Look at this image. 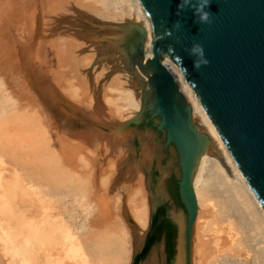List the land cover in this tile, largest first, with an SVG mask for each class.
I'll use <instances>...</instances> for the list:
<instances>
[{
  "label": "rangeland",
  "instance_id": "rangeland-1",
  "mask_svg": "<svg viewBox=\"0 0 264 264\" xmlns=\"http://www.w3.org/2000/svg\"><path fill=\"white\" fill-rule=\"evenodd\" d=\"M54 1L55 3H51ZM75 1L71 0V3ZM37 2L40 3V7H37L36 0H0V88L5 85L0 90V107L2 106L0 110L3 112L0 113V264H133L134 243L137 241L134 238L140 235V228L128 201L132 199L136 187L129 184L132 189L128 193H114L109 196L107 206L103 210L97 206L91 192L94 175L100 167L102 174L98 176L100 177L98 186L100 191L108 192L118 188L117 175L121 167L117 165L116 170L111 168L108 161L110 158L105 163L107 166L102 165L99 160L102 153L95 150L85 139L83 141L86 143L76 135L63 132L55 125L50 126L46 118L48 106L44 108L41 106L43 110L36 104L34 94L37 92L34 91L33 80L46 74L49 76V73L54 76L56 91L58 90V96L64 101V106L60 109L64 115L71 112L72 117L77 118L76 113L72 112L76 106L80 113L87 112L93 115L95 112L91 108L102 105L100 114H96L100 121L106 120L114 126H121L133 119L138 112L133 108L129 109L127 102L122 100L120 95L107 91L105 84L115 75H119L124 83L122 86L124 89L132 91L135 95L136 89H141L139 84L132 86L126 78L133 74V61L128 56L136 32L129 31L112 51L107 50L105 41H96L95 38L92 40L89 35L94 28L95 33L97 31L100 34L98 32L100 25L121 27L133 24L130 14L135 10L134 1L78 0V4L75 2L78 13H59L58 6L62 5V1L59 0ZM48 6L51 8L48 9ZM98 14L108 15L110 20L103 18L101 20ZM71 26L86 28L83 32L88 39L77 36L78 31L71 30ZM71 44L74 46L71 47ZM86 55L93 57L96 55L93 62L98 61L100 55L106 57L93 71L92 66L88 68L82 63L85 57L87 58ZM104 62L112 65L116 62L118 65L107 71L105 66H101ZM80 63L84 64V67ZM85 74H89L90 81L96 76L100 78L97 80V91L92 90L90 81L87 84ZM69 80L74 82L76 89H73L77 91L72 97L71 94H66V90L63 91L68 88L66 81ZM116 86L113 83V87ZM135 95L136 100L138 98ZM29 96H33L36 103H33ZM106 98L110 102H107ZM80 104L82 106H79ZM85 106L90 108L87 110ZM106 112L107 114L103 115ZM108 113L111 115L109 118ZM147 117L148 114H144L142 121ZM153 123L157 124L158 120L132 126L142 139L137 144L136 155L138 157L141 155L144 143H148L155 153H158L159 159L155 161L150 184L157 188L155 184L158 183L161 189L155 190L153 199L157 198L156 203L163 200L164 204H173L179 211L183 205L176 192V182L180 178L177 154L172 145L164 146V134L157 132L152 126ZM71 155L75 166H72V170L74 172L76 170L72 177L69 176L64 164L66 157ZM25 175L28 179L24 182ZM207 179L204 205L200 206L203 210L201 208L202 211L199 212L203 227L201 248L196 258L190 253V259L185 264H264V224L249 211L241 198L235 197L230 183L223 174L214 170ZM23 183L27 185L33 183V188L39 187L41 188L39 191L44 192L40 195L38 190H34V197L31 198L40 200L38 206L23 205L25 201L22 202V196L19 198L18 188L15 187ZM27 197L30 198L28 195ZM21 206L23 209L19 211ZM107 211L111 213L109 219L104 218L105 213L109 214ZM149 224L147 231L150 228ZM233 228L235 230H232ZM99 234H102L103 238ZM150 250L145 256H141L143 249L140 256L136 257L137 263L145 262ZM171 259L172 256H168L170 264L173 263Z\"/></svg>",
  "mask_w": 264,
  "mask_h": 264
},
{
  "label": "water",
  "instance_id": "water-1",
  "mask_svg": "<svg viewBox=\"0 0 264 264\" xmlns=\"http://www.w3.org/2000/svg\"><path fill=\"white\" fill-rule=\"evenodd\" d=\"M156 36L151 58L139 65L148 76L143 113L126 126L152 124L163 133L164 146L177 154L178 195L187 211V239L196 217L193 169L205 136L191 123V110L162 59H172L192 99L210 121L264 212V0H209L205 9L211 24H202L184 0H139ZM197 0H192L195 5ZM179 22V27L177 23ZM136 32L130 54L142 49V29ZM194 43L203 46L209 61L199 69L189 54ZM142 56V55H141ZM148 114L147 118L140 117Z\"/></svg>",
  "mask_w": 264,
  "mask_h": 264
},
{
  "label": "bare ground",
  "instance_id": "bare-ground-1",
  "mask_svg": "<svg viewBox=\"0 0 264 264\" xmlns=\"http://www.w3.org/2000/svg\"><path fill=\"white\" fill-rule=\"evenodd\" d=\"M37 1H39V0H36L37 7L38 6L40 7L41 5ZM59 1H62V5L58 6V12L59 13L60 12H63V13H68V12H70V13H72V12L78 13V11H76V9H75L77 7L75 5V2L77 1V4H78V0H76L73 3H71V0H59ZM133 1H134V4H135L134 5L135 7L134 6L133 7L135 8V10H134V12H132L130 14L131 15L130 18H133V21H134L133 24L129 23L130 25H124V26H121V27H117V26H114V27L113 26L112 27L108 26L107 27V26H101L100 25L98 27V30H100L98 32L100 34H98L97 31L95 33V30H94L95 28H94L93 31L91 30L89 37H92V40H93V38H95L96 41H105L106 43L105 42L104 43L106 44L107 50L108 51L109 50L112 51V49L114 47L118 46L119 42L123 40L124 36L129 31H133V30H131V27H130L131 25H136L140 29H142V33L143 34H142V49L140 51L141 54L138 51H135V52H132L131 54H129V56H128L129 59H132V61H133V66H132V67H134V68H132L133 74L130 75V77H127L126 75H124V76H126V78H128L127 80H129V82L132 84V86L133 85L136 86V84H139L141 86V89H136V91L134 90L136 92V95H137L136 98H138V99H136V100L134 99V95L135 94L132 93V91L124 89L122 87L124 85V83H122L121 79L118 77L119 75H115L114 77H112L109 80V82L107 84H105L106 85L105 88L107 89V91L115 92L118 95H120V97H122V100L124 99L127 102V105L129 106V109L133 108V109L136 110L135 112H138V114H141V113H143V110L146 107V101H147V98H148V91L150 90V87L148 85V82H149L148 76L149 75L145 74L143 72V70L140 68L139 65L146 63L151 58V51H152L153 47L155 46L156 36H155L154 30H153V26L151 24V21H150L148 15L146 14L145 10L143 9L140 1L139 0H133ZM51 3H55V1L51 2ZM58 3L59 2H57V4ZM51 6H53V5H51ZM49 7L50 6H48V9L51 8V7L50 8ZM53 7H55V5ZM89 12H91V11H89ZM127 13H129V12H127ZM127 15L128 14H126V16ZM98 16L101 18V20H102V18L103 19H108L109 18L108 15L104 16V15L98 14ZM109 20L110 19H108V21ZM66 21H63V22L65 23ZM119 21L120 20H118V22ZM89 27H91V26H89ZM70 28H71V30L76 29V31H78L77 36L85 37L84 36L85 34H84L83 31L86 30V28H83L81 26L76 27V28L71 26ZM85 38H87V37H85ZM64 42H66V41H64ZM99 44H97V45H99ZM72 45L73 44H71L70 46L72 47ZM82 57H84V55ZM94 57L96 58V55ZM94 57L90 55V56H87V58L85 57V59L82 58V59H84V62H82V63H85L86 67L92 66L93 71L96 68V66H99L98 64L102 63V61L105 59L106 56L102 57V55H100V59L98 61H96V62H93V60H94L93 58ZM98 57H97V59H98ZM78 62H80V61L78 60ZM3 63H5V62H3ZM115 63H114V65H112V64H109L108 62L107 63L104 62L101 66H105V69L107 71L108 70L110 71V68H114L115 66L118 65V64H115ZM162 63L166 67V69L169 71V73L171 74L175 84L177 85L179 93L181 94V96L183 97L185 102L190 107L192 125L197 129V131L199 133H201V134H203L205 136V138H204L205 146H204V148L202 150H200L199 155H198L197 160H196V164H195L194 169H193L192 189H193V193H194V197H195V201H196V205H197V212H196V217H195V220H194L192 228H191V235H190L189 240L187 239V233H186V231H187V211H186L185 207L183 206V208L181 210L178 209L179 211H177L176 209L171 207L169 209V213H168V217L170 218V220L174 224L176 232H177L175 251H174V254H173L172 259H171V262H173V263H171V264H185V262L187 263L189 261V259H190L189 256H186V251H185L186 244L188 243V246L190 248V253L195 258L198 255V253L200 251V248H201V239H202L201 235H202L203 227H202V223L200 222V220H202V219L199 218V212H200L201 208L203 210V207L200 208V206L204 205L206 180H208L207 179L208 175L211 172H213L214 170H216V172H218L220 174H223V176L230 183V188L232 189L233 193L235 194V197L236 198H241L243 200V203L249 208V211L252 212V214L257 219H259L262 224H264V212H263L260 204L258 203L257 199L255 198L254 194L252 193L251 189L249 188L248 184L246 183V181L244 180L243 176L241 175L240 171L238 170L237 166L235 165V163H234L232 157L230 156L228 150L226 149V147L224 146L223 142L221 141L218 133L216 132V130L214 129V127L212 126L210 121L207 119V117L203 114V112L198 108V106L196 105V103L192 99L191 94H190V92L188 90V86H187L186 82L184 81V79L182 78L180 72L178 71V69H177L176 65L174 64V62L172 61V59L164 58V59H162ZM14 64L16 65V63H14ZM80 65H81V63H80ZM81 66L84 67V64H82ZM90 70H92V69H90ZM47 75L48 74L45 75L46 77L44 76V77H41V78L40 77L39 78L35 77V79L33 80V84H34V88H35L34 91L38 93V94L37 93L34 94L35 97H36L35 99H37V103L35 102L36 100H34L32 98L33 96L32 97L29 96V97H31L34 100L33 101L30 98L32 100V102L33 103L35 102L37 105L40 106V108H42V107L44 108L46 105L48 106L47 107L48 108V113H46L47 114L46 118H47L50 126L55 125L56 127H59L61 130H63V132L65 131V133L68 132L71 135L72 134L76 135L82 142H85V141H83V139H85L88 144L93 146V148L95 150L100 151L102 153V155L104 156L103 157L101 155L99 157V160L102 163V165L104 164V165L107 166V164H105V163L110 158L111 160L109 159L108 161H110L109 164H110L111 168L116 170L115 167L117 165L121 167L120 168V172H118L119 174L117 175L118 181L116 183V187H118V188H115L114 190H111V191H108V192L100 191V187L98 186L99 185L98 179L100 180V177H98V176L101 175L102 173L100 171V167H99V169L97 168L99 171L98 172L96 171L97 174L94 175L93 184H92V188L93 189L91 191L94 194V198H95V202L97 203V206L101 210H103V208L107 206V203H108L107 199L109 198V196H111L114 193H118V194H122V193L126 194V193H128L129 190L132 189V187L129 186V184L133 185V187H136L134 189V191H133V194H132V199H134L135 201H133L131 198L128 201L129 205L131 206V212L133 211L132 214L134 216V219L138 222V225H139V228H140V230H139L140 231V235L138 237L134 238L137 241H135V243H134V247H135L134 255H135V258L133 260V264H170V261L168 260V255L166 256V254H165V248H164L165 245H164V238L163 237H161L159 240L157 239V241L154 242V244L152 246V249L150 250L151 252L149 253V257L146 259L145 262L137 263V258H136L137 256H140V252L143 251V249L145 248V242H146V236H147L146 234L148 233L146 228L148 227L149 223L151 224L152 217H154L153 214L155 213V211H156V209L158 208L159 205H167V203L164 204L163 200H161L160 202L156 203L157 198H156V200H154L155 198L153 199V196L155 194V190H157V191L160 190L161 186L158 185V183H156L155 185L157 186V188H154L150 184L151 177H152V175L154 173L155 161H157L159 159V156L157 155L158 153L156 154L155 151L153 150V148H151V146L148 143H144V148L142 150V153L138 157V155H136V152H137V148H138L137 144H138L139 141L142 140L140 135L136 131L133 130L132 126H126L125 124H123L121 126H114L109 121H106V120L100 121L98 118H96V117H98L97 115L100 114L99 112H100V109H102V105L97 106V108H94V109L91 108V110L93 112H95V114H93V115L92 114H88L87 112L80 113L79 109L76 108L77 106L74 107L73 110H72V112L76 113V115L78 116L77 118L72 117V115H71L72 113L71 112H69L67 115L66 114L64 115L63 113H61L60 109H61L62 106H64V101H63V99H61V97L58 96V93H57L58 90L56 91V88H55L56 84L54 83L56 81V79L53 78L54 76L52 77L50 73H49V76H47ZM85 75H86L85 81L87 80V84H88V82L90 81L89 80L90 79L89 78V74H85ZM21 76H22V74H21ZM98 79H100L98 76H96V78L93 79V80L91 78V81H90L91 82V88H92V90L95 89L94 91H97L96 89H97V80ZM6 82H7V80H6ZM112 82L114 83L115 86L116 85L117 86L113 87V83ZM66 83L68 84V85L66 84L68 88L64 89L63 91L66 90V94H71V97L73 95H76L77 91L74 90V89H76V88H74L75 85H73L74 82L72 80H69V81H66ZM3 86H5V85H3ZM85 86H86V82H85ZM89 87H90V85H89ZM1 88H0V90H1ZM133 89H131V90H133ZM6 91H7V88H6ZM1 93H2V91H1ZM5 94L8 95L7 93H5ZM5 97H7V96H5ZM11 97H12V95H11ZM3 99H5V98H3ZM3 99L1 100L2 102H3ZM30 99H29V101H31ZM11 102H13V101L11 100ZM107 102H110V101L107 99ZM121 102H123V101H121ZM7 103H5V105ZM9 104H11V103H9ZM77 104H78V102H77ZM12 106H13V103H12ZM79 106H82V105L80 104ZM1 107H0V109L2 110ZM85 107L87 108V106H85ZM6 108H7V106H6ZM8 108H10V107H8ZM14 108H15V106H14ZM89 108H87V110ZM129 109H127V110H129ZM1 110H0V113L2 112ZM43 110H42V112L45 113V111H43ZM6 111H8V110L6 109ZM4 112H5V110H4ZM102 112H103V110H102ZM104 114H107V112L103 113V115ZM40 115H42V114H40ZM94 115H96V116H94ZM110 116L111 115H109V113H108V117L107 116H105V117L109 118ZM142 116L140 117V119L142 118ZM110 121H112V120H110ZM41 122H43V121H41ZM56 138H58V137H56ZM81 144H83V143H81ZM81 144L79 146L82 147ZM58 145H59V142H58ZM54 147H56V146H54ZM59 147L60 146H58V148ZM84 147H86V146L84 145ZM82 150H85V149H82ZM87 151L89 152L90 150H87ZM69 152L67 153L68 155L71 153V152L70 153ZM56 153H57V151H56ZM77 153H79V152L77 151ZM105 156H107V157L105 158ZM70 157H72V155L71 156H67L66 159L64 158L65 159L64 160L65 161L64 164H65V169L69 172V176L72 177V176H74V173L76 172V170H75V172H74V170H72V166H74V163H73V160ZM82 159L83 158L81 157V160ZM97 161H98V159H97ZM105 169H107V167ZM158 170H160V169H158ZM109 172L110 171H108V173ZM166 172H168V171H166ZM106 173H107V171H106ZM162 173H163V171H162ZM21 175H22V173H21ZM109 175L110 174H108V176H107L108 179H109ZM113 175H115V173ZM103 176L105 177V175H103ZM25 179H28L26 177V175H25V178H24V182H25ZM108 179H106V180L108 181ZM27 182H29V181L27 180ZM131 182L133 184H131ZM32 184H28L29 185L28 186L27 183L26 184L23 183V184H20L18 187L15 186L16 188H18L19 198H20V196H22V200H23L22 202L25 201V204L22 203L24 206L26 205L25 207L31 206V204H33V206H38L39 202H40V200L37 199L36 197H35L36 199H34V200L31 197H34V195H33V193H35L34 190L35 191L38 190L39 194L41 192H43V191L40 192L39 190L41 188L39 189V187H37L38 188L37 189L36 186L34 187L36 189H34ZM34 185H35V183H34ZM15 194H16V192H15ZM63 194H64V192H63ZM147 194H149V195H147ZM27 195L30 198H28ZM40 195H42V193ZM42 197L46 198L45 196H42ZM40 198H41V196H40ZM148 198H150V201H148ZM20 202H21V200L19 201V203ZM17 205H18V202H17ZM18 206H20V205H18ZM46 206H47V204H46ZM22 209H23V207L19 211H22ZM110 214L111 213H109L107 215V213H105V217L104 218L109 219L108 217H109ZM222 220H223V217H222ZM228 221H230V220H228ZM150 224H149V227H150ZM82 228L84 229V226ZM232 230H235V229L233 228ZM137 231H138V229H137ZM101 232H99V233H101ZM137 233H135V234H137ZM224 233H226V232H224ZM227 234H228V232H227ZM231 235H232V233H231ZM99 236H102V234H99ZM218 237H220V236H218ZM102 238H103V236H102ZM102 238H101V240H102ZM224 239H226V238H224ZM227 239H228V237H227ZM101 240H99V242ZM219 251L221 252L223 250H219ZM217 253H219V252H217Z\"/></svg>",
  "mask_w": 264,
  "mask_h": 264
},
{
  "label": "flooded vegetation",
  "instance_id": "flooded-vegetation-1",
  "mask_svg": "<svg viewBox=\"0 0 264 264\" xmlns=\"http://www.w3.org/2000/svg\"><path fill=\"white\" fill-rule=\"evenodd\" d=\"M176 185H177V182H176ZM177 190H178V185L176 189V192L178 195ZM178 198H179V195H178ZM171 207L175 209L173 204L159 205L158 208L156 209L155 213L153 214L154 217H152V220H151L150 228L148 230V233L146 234L147 236H146L145 248L141 256H145L146 253H148V251L154 244V242L157 241V239L159 240L161 237L164 238V245H165L164 248H165L166 256L167 255L173 256L174 251H175L177 232H176L174 224L168 217L169 209ZM185 251H186V256H190V249H189L188 243L186 244Z\"/></svg>",
  "mask_w": 264,
  "mask_h": 264
},
{
  "label": "clouds",
  "instance_id": "clouds-1",
  "mask_svg": "<svg viewBox=\"0 0 264 264\" xmlns=\"http://www.w3.org/2000/svg\"><path fill=\"white\" fill-rule=\"evenodd\" d=\"M189 6L194 8V14L199 18L200 23H212L211 13L205 10L209 6V0H197V3L195 5L192 4V0H184L183 4L180 7L181 9H183ZM176 26L179 27V22ZM189 54L196 57L193 62V67L196 69H199L202 66H206L209 63V61L205 57L204 48L199 43H194L192 45V47L189 49Z\"/></svg>",
  "mask_w": 264,
  "mask_h": 264
}]
</instances>
